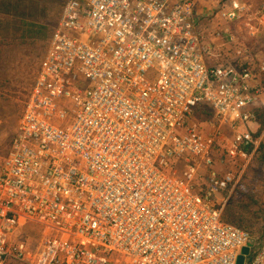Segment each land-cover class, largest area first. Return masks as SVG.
Instances as JSON below:
<instances>
[{
    "label": "built area",
    "instance_id": "2783aa9c",
    "mask_svg": "<svg viewBox=\"0 0 264 264\" xmlns=\"http://www.w3.org/2000/svg\"><path fill=\"white\" fill-rule=\"evenodd\" d=\"M217 5L64 1L0 166V264H264L221 218L260 140L264 0Z\"/></svg>",
    "mask_w": 264,
    "mask_h": 264
},
{
    "label": "rangeland",
    "instance_id": "374dc122",
    "mask_svg": "<svg viewBox=\"0 0 264 264\" xmlns=\"http://www.w3.org/2000/svg\"><path fill=\"white\" fill-rule=\"evenodd\" d=\"M65 1V0H64ZM222 0L221 2H223ZM258 5L259 0H241ZM48 19L45 23L46 31L43 36L32 39V43L18 44V49H5L0 52V166L2 158L6 154L10 140L16 130L19 118L21 116L24 103L27 99L29 90L37 73L40 61L46 50L47 39L49 38L53 28L55 27L61 15L62 4L55 0L48 4ZM259 42H262L260 40ZM6 85V86H5ZM211 116H196L194 121L197 122L204 130L210 131L211 125L208 123ZM207 121V122H206ZM259 124H251V130L256 134ZM229 138L232 137L230 132H227ZM264 137V129L259 134L258 138ZM259 140V142H260ZM259 145V144H258ZM258 147V146H257ZM257 149L252 155L251 162L244 173L243 186L246 187L252 196L251 199H245L247 206L245 211V223L247 229L255 236H264V163L256 160ZM243 190V189H241ZM234 191V190H233ZM238 196L236 190L232 194ZM231 194V195H232ZM241 196V195H240ZM239 196V197H240ZM242 197V196H241ZM38 228L32 227V224L20 230V237L33 243L38 238ZM244 248V247H243ZM254 245L248 246V252L244 254L245 263L253 255ZM243 254V249L241 250ZM6 264H17L9 261Z\"/></svg>",
    "mask_w": 264,
    "mask_h": 264
},
{
    "label": "trees",
    "instance_id": "16d2710c",
    "mask_svg": "<svg viewBox=\"0 0 264 264\" xmlns=\"http://www.w3.org/2000/svg\"><path fill=\"white\" fill-rule=\"evenodd\" d=\"M54 1L55 0H0V52L1 50L9 48L18 49V44L32 43V39L35 40L37 37L43 36L47 29L45 23L48 19V4ZM58 1L63 5L64 0ZM2 82L3 81L0 80L1 84ZM3 85L4 84L1 86ZM254 112L255 121L259 124V128L256 134H254V137H258L264 129V111L260 108H256ZM195 115L199 117L204 115L212 116V113L205 106L200 105L195 109ZM256 160L260 163H264V137L261 138L257 147ZM243 181L244 177L242 176L241 180L234 188L238 196L235 195V193L230 196L222 210L221 218L225 222L249 231L252 237L263 238L264 236H255L247 229L245 223V216L247 215L245 207L247 205L243 203H245V199H251L252 196L246 187L241 188L244 184ZM251 201L253 200L251 199Z\"/></svg>",
    "mask_w": 264,
    "mask_h": 264
},
{
    "label": "crops",
    "instance_id": "0c3cea01",
    "mask_svg": "<svg viewBox=\"0 0 264 264\" xmlns=\"http://www.w3.org/2000/svg\"><path fill=\"white\" fill-rule=\"evenodd\" d=\"M219 1L222 0H197V10L203 16H207V15L209 16L216 9ZM260 1L262 0H259V2Z\"/></svg>",
    "mask_w": 264,
    "mask_h": 264
},
{
    "label": "water",
    "instance_id": "95a60500",
    "mask_svg": "<svg viewBox=\"0 0 264 264\" xmlns=\"http://www.w3.org/2000/svg\"><path fill=\"white\" fill-rule=\"evenodd\" d=\"M250 244L252 243V240H250L249 242ZM248 252V246L243 248V254H240L237 258V262L236 264H243V260H244V254H246Z\"/></svg>",
    "mask_w": 264,
    "mask_h": 264
}]
</instances>
